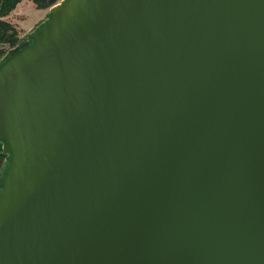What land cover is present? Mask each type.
I'll return each mask as SVG.
<instances>
[{"label": "water", "instance_id": "water-1", "mask_svg": "<svg viewBox=\"0 0 264 264\" xmlns=\"http://www.w3.org/2000/svg\"><path fill=\"white\" fill-rule=\"evenodd\" d=\"M0 59V264H264V0H60Z\"/></svg>", "mask_w": 264, "mask_h": 264}, {"label": "trees", "instance_id": "trees-1", "mask_svg": "<svg viewBox=\"0 0 264 264\" xmlns=\"http://www.w3.org/2000/svg\"><path fill=\"white\" fill-rule=\"evenodd\" d=\"M22 0H0V59L8 52L14 51L26 41H19L18 33L15 28L4 19ZM34 10L47 11L55 6L60 0H27ZM0 143V168L3 165L5 156L1 152Z\"/></svg>", "mask_w": 264, "mask_h": 264}, {"label": "rangeland", "instance_id": "rangeland-1", "mask_svg": "<svg viewBox=\"0 0 264 264\" xmlns=\"http://www.w3.org/2000/svg\"><path fill=\"white\" fill-rule=\"evenodd\" d=\"M47 11H36L27 0H22L4 20L18 33L19 41L44 19Z\"/></svg>", "mask_w": 264, "mask_h": 264}]
</instances>
